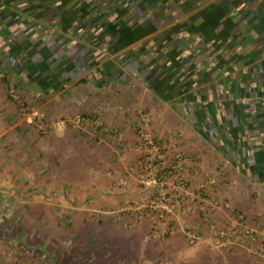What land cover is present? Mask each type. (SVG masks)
<instances>
[{
	"label": "crops",
	"instance_id": "0c3cea01",
	"mask_svg": "<svg viewBox=\"0 0 264 264\" xmlns=\"http://www.w3.org/2000/svg\"><path fill=\"white\" fill-rule=\"evenodd\" d=\"M0 69L39 113L28 123L0 79L5 264L263 263L264 0H0ZM141 111L188 156L191 189L216 180L172 235L135 219L136 174L115 183L139 156ZM240 216L255 239L209 230Z\"/></svg>",
	"mask_w": 264,
	"mask_h": 264
},
{
	"label": "built area",
	"instance_id": "2783aa9c",
	"mask_svg": "<svg viewBox=\"0 0 264 264\" xmlns=\"http://www.w3.org/2000/svg\"><path fill=\"white\" fill-rule=\"evenodd\" d=\"M0 79L5 80L8 85L10 98L17 103L28 123H33L39 116L36 110L27 107L26 101L18 91L14 81L0 69ZM69 126L74 130H82L86 124V118L79 114L69 121ZM95 127H104L100 119L93 120ZM109 130V129H107ZM119 142L122 135L117 130L113 131ZM139 139L136 147L138 157L129 166L128 172L116 177V186L129 189L131 177L136 174L137 182L141 189V196L135 202L133 209L135 219L147 215L153 222L155 229L161 236L174 234V219L176 210L180 207H188L191 204H199L207 199L206 187L213 186L215 179L207 178L206 182L199 185L195 190L191 189L192 178L186 175L189 158L179 150L169 153L165 142L158 139L152 128V117L150 113L141 111L139 121L135 127ZM218 201L213 202L217 208ZM188 233V244H197L198 236L190 228L185 229ZM209 230L214 237L223 242H229L230 237L244 235L249 239H255V230L247 224L245 218L240 216L230 225L221 226L216 223L209 224ZM264 264V251H263Z\"/></svg>",
	"mask_w": 264,
	"mask_h": 264
},
{
	"label": "rangeland",
	"instance_id": "374dc122",
	"mask_svg": "<svg viewBox=\"0 0 264 264\" xmlns=\"http://www.w3.org/2000/svg\"><path fill=\"white\" fill-rule=\"evenodd\" d=\"M0 248H2V247L0 246ZM5 255L6 254L3 251L0 252V256H1L0 264H5V261L10 262V261H8V259H5Z\"/></svg>",
	"mask_w": 264,
	"mask_h": 264
}]
</instances>
